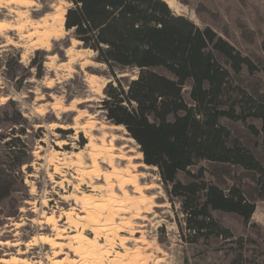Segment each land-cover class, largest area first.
Masks as SVG:
<instances>
[{
    "label": "rangeland",
    "instance_id": "374dc122",
    "mask_svg": "<svg viewBox=\"0 0 264 264\" xmlns=\"http://www.w3.org/2000/svg\"><path fill=\"white\" fill-rule=\"evenodd\" d=\"M176 1L175 13L264 58V0ZM69 5L26 0L0 6V23L10 26L0 27V157L16 179L15 200L0 203V242H19L1 243L0 258L28 264H264V242L250 231L264 227V198L246 224L229 213L218 219L232 234L219 242L212 240L216 229L195 234L185 228L180 198L169 192L158 167L144 161L124 126L109 122L100 108L113 79L107 65L77 40L68 42L65 28L51 30ZM238 17L254 30L252 42L241 36ZM135 73L126 69L117 76ZM209 177L205 170L203 178ZM14 209L17 215L6 216Z\"/></svg>",
    "mask_w": 264,
    "mask_h": 264
},
{
    "label": "trees",
    "instance_id": "16d2710c",
    "mask_svg": "<svg viewBox=\"0 0 264 264\" xmlns=\"http://www.w3.org/2000/svg\"><path fill=\"white\" fill-rule=\"evenodd\" d=\"M67 1L68 42L92 50L113 78L101 99L106 119L124 126L144 161L158 167L180 198L189 232L216 229L214 242L230 237L218 219L229 213L246 224L264 198V58L165 0ZM236 24L252 42L254 30L239 17ZM126 69L135 77L117 76ZM200 161L204 166L189 169ZM15 182L0 157V203L15 200ZM15 215L17 209L6 216ZM250 231L264 242V227Z\"/></svg>",
    "mask_w": 264,
    "mask_h": 264
},
{
    "label": "bare ground",
    "instance_id": "6f19581e",
    "mask_svg": "<svg viewBox=\"0 0 264 264\" xmlns=\"http://www.w3.org/2000/svg\"><path fill=\"white\" fill-rule=\"evenodd\" d=\"M26 2V0H0V6H3V4L5 5H22ZM168 3V5L171 7V8H175L177 7V1L176 0H167L166 1ZM66 10H64L62 13H60L57 17H56V21H55V24H57V27L52 25V31L56 33V31L58 29L62 30L64 29V14H65ZM10 27L9 25L1 22L0 23V27ZM118 127H121V126H118ZM62 183V182H61ZM53 224L54 221H52ZM43 241L45 242H49V241H53V239L47 237V236H42L41 238ZM5 244V245H11V246H18L19 245V242L18 241H13V242H9V241H2L0 242V244ZM0 262H4V263H15V262H20L22 264H28V261L24 258H20V257H16V256H11L9 258H0Z\"/></svg>",
    "mask_w": 264,
    "mask_h": 264
}]
</instances>
